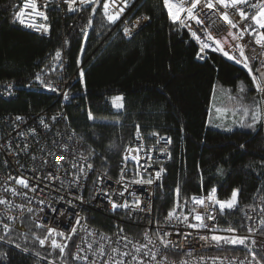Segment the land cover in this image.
I'll use <instances>...</instances> for the list:
<instances>
[{"label": "trees", "instance_id": "1", "mask_svg": "<svg viewBox=\"0 0 264 264\" xmlns=\"http://www.w3.org/2000/svg\"><path fill=\"white\" fill-rule=\"evenodd\" d=\"M23 1L0 0V87L13 84L11 96L0 97L1 116L62 114L59 126L75 134L95 172L110 178L117 177L122 152L138 135L146 140L170 136L171 159L154 193L157 221L176 203L188 205L213 189L222 201L238 190V208L226 215L230 221L240 220L245 209L264 221L262 104L246 73L214 54L197 62L195 45L166 14L164 0H139L131 16L144 14L149 23L129 40L104 21V0L81 11L82 24L91 16L88 33L69 38L76 15H62L55 5L49 9L47 36L18 26L13 14ZM57 51L68 60L66 73L76 77L67 99L42 84L44 75L57 78ZM116 96L123 97L121 110L110 104ZM253 113L259 115L256 122ZM115 220L93 212L89 217L104 232L137 231ZM44 238L64 246L63 254L52 244L40 247ZM75 241L45 237L23 217L7 235L0 233V264H79L73 257Z\"/></svg>", "mask_w": 264, "mask_h": 264}, {"label": "built area", "instance_id": "2", "mask_svg": "<svg viewBox=\"0 0 264 264\" xmlns=\"http://www.w3.org/2000/svg\"><path fill=\"white\" fill-rule=\"evenodd\" d=\"M108 2L110 13L119 12L121 8L123 11L120 12L117 20L109 22L104 15L102 5L100 11L103 19L111 24L112 29H117L125 39L133 38L149 23V18L144 14L131 16L139 0H126V6L125 0H114V4L113 0ZM205 2L206 0H201V4L194 10L198 18L203 21L202 24L187 19L186 12L180 14V20H184L186 26H182L180 20L174 22L187 33L195 45V60L202 63L210 54L229 60L220 51L213 50L215 44L207 40V34H211L236 58H240V53L235 46L237 44L243 46L245 56L249 58V67L259 79L260 73L256 69L260 68L261 62L264 61V48L256 44L253 30L264 32V29L258 28L251 19L241 20L234 8L225 9L216 4L214 9H208L203 6ZM261 2L262 0H248V4L238 7L243 8L251 16L257 9L250 5ZM24 3L25 0L15 8L13 20L29 32L48 35L50 29L48 13L51 5H55V9L62 15L66 13L76 15V19L69 23L71 30L67 38L75 33L84 36L90 29L88 25L91 16L88 15L82 24L81 11L94 4L84 5L80 0H76L72 5L76 10L69 11L65 0H36L37 10L47 16L45 20L36 16L31 8L23 9ZM170 3H184L190 6L191 0H170ZM164 8L170 17L165 4ZM22 9L24 15L21 19L24 23L15 18L16 13ZM223 12H227L229 18L237 23L236 28H231L221 18L220 14ZM41 24L47 25V32L39 28ZM125 28L129 30L127 35ZM193 32L196 33L195 37L192 35ZM229 32L233 35H229ZM234 36L238 38L234 39ZM202 42L209 43L210 47L201 51ZM230 61L249 77L259 95L264 121V92L257 91L248 69L242 64H237L235 60ZM55 66L58 72L57 78L53 75H44L42 84L49 91H52V88L56 89L53 92L63 97L68 86L76 83V77H70L66 73L68 60L65 55L57 59ZM12 90L13 84L0 87V97L9 98ZM112 99L110 104L113 107ZM120 103L123 104V97ZM17 117L21 119L18 120ZM62 120L63 115L59 113L50 118L43 114H31L25 117L0 115V200L4 201L0 203V233L7 235L21 217H26L45 233V237L74 238L76 241L73 257L79 264H241V262L257 264V261L259 264H264V224L260 222L258 213L245 209L240 213L242 215L240 220L230 221L226 217L227 214L237 210L238 199L232 208L221 210L215 200L224 201L220 200L217 194L215 200L209 201L207 194L201 197L205 200L204 204H195L193 201L188 205L176 203L174 207L179 219L169 220L165 217L160 221L156 220L153 212L154 193L163 176V171L160 170H164L171 159L170 136L158 135L150 140L142 136L136 137L122 152V166L117 177L110 178L95 172L91 159L82 153L81 142L75 134L59 126L60 123L63 124ZM89 164L91 168L88 167ZM157 172H160L159 178L156 177ZM91 176H94V182L89 184ZM20 177L29 182V188L16 183V178ZM141 180H152V183L136 182ZM30 188H35V191L29 190ZM109 199L117 204L126 202L129 207L114 210ZM72 201L77 202V211L69 206ZM177 204L179 207H176ZM91 212L109 216L114 220L116 218L120 226L128 224L137 227V231L135 233L121 230L104 232L89 223ZM197 214L202 217L206 227H188L189 223L199 225L194 219ZM185 216L188 217L187 220L184 219ZM229 227L236 231H223ZM49 229L54 231L49 234ZM59 233L64 235L61 236ZM213 235L247 237V239L245 245L226 244L223 241L217 244L211 239ZM202 236L207 239H201ZM42 240L44 244L40 246L52 244L46 238ZM161 240L167 242V247L161 243ZM153 254L155 259H152ZM253 256L256 257L255 260Z\"/></svg>", "mask_w": 264, "mask_h": 264}, {"label": "snow or ice", "instance_id": "3", "mask_svg": "<svg viewBox=\"0 0 264 264\" xmlns=\"http://www.w3.org/2000/svg\"><path fill=\"white\" fill-rule=\"evenodd\" d=\"M65 3L68 4V10L69 11H75L76 9L73 8V4L76 3V0H65ZM81 4L87 5V4H95L98 5L100 3V0H80ZM113 4H114V0H113ZM164 4L165 7L168 9L169 15L171 17V19L175 22L177 20H180V14L182 12H186L187 13V19H191L194 20L197 24H202L203 21L200 20L197 16V14L195 13V9L197 8L198 5L201 4V0H191L190 6H186L184 3H180V4H176V3H170V0H164ZM216 4L221 5L222 7H224L225 9L227 8H234L236 10V12L239 14L241 20H248L251 19L260 29H264V0H262V2L260 4H251L250 6L254 9H257V11L252 14L251 16H249L244 10L243 8L238 7V5H244V4H248V0H215V2H213V0H206V2L204 3V7L208 8V9H214ZM125 6H126V0H125ZM31 8L33 13H35L36 16L42 17L45 20L47 19V16L45 15L44 12L42 11H38L37 10V4H36V0H25V3L23 5V9H28ZM109 8H110V3L108 2V0H105V2L103 3V10H104V15L107 18V20L109 22H114L115 20H117L119 18L120 12L123 11V8H121L119 10V12L116 13H110L109 12ZM20 10L18 13H16V19H20L21 23H24V20L21 19V17L24 15V11ZM92 13L93 15L96 13V7L92 8ZM221 18L230 25L231 28H236L237 27V23L234 22L233 20H231L228 16L227 12H223L220 14ZM180 23L182 26H186L184 23V20H180ZM215 23V22H213ZM92 21L89 20V27L91 26ZM39 28H42L45 32L48 31V27L47 25H39ZM125 34H129V30L127 28H125ZM254 31L255 34V42L257 45H260L262 48H264V32H258V31ZM192 35L195 37L196 33L193 32ZM229 35H233L231 32H229ZM234 39H237L238 37H233ZM197 39H199V37H197ZM207 40L212 41L215 44V48L213 49L214 51H220L224 56H226L229 60H235V62L237 64H242L243 67L245 69H248L249 75L252 76V80L253 83L256 85V89L258 92H264V61L261 62V67L257 68L256 71L260 73L259 75V79L257 78V76L253 73L252 68L249 67V58L247 56H245L244 53V47L237 44L235 47L236 49L239 50L240 53V58H236L235 56L231 55L229 53V51H226L223 46H222V42L220 40L215 39L211 34H207ZM210 47V44L207 42H202L201 43V51H203L204 49H207ZM61 56L60 51L56 52V58L59 59ZM79 63V61H78ZM81 75V79H83L84 73L81 71L80 73ZM37 79L39 80V76H37ZM50 87V86H49ZM52 91H56V89L52 88ZM241 90H243V88L241 87ZM65 98L67 99V94H65ZM122 100V97L116 96L112 99V104L113 107L115 108H122L123 104L120 103V101ZM246 114H247V110H246ZM92 114L89 113V119H92ZM17 119H21L20 117H17ZM55 119V118H54ZM252 119L253 122H256L259 119V115L258 113H253L252 114ZM253 124H249L248 127H253ZM45 127H47V125H45ZM137 133H139V128L137 127ZM155 135V134H154ZM139 138V135L138 137ZM135 151V150H133ZM49 155H52V153H49ZM138 162V161H137ZM45 163H48V161H45ZM57 164H59V161H57ZM75 166V165H74ZM89 168H91L92 166L89 164L88 165ZM163 169L160 170V172H162ZM160 172L156 173V177L159 178L160 176ZM137 183H148L151 184L152 180H147V181H136ZM16 183L21 185L24 188H29V182L27 180H25L24 178L20 177V178H16ZM29 190L31 191H35V188H30ZM14 191V190H13ZM215 189L212 190L211 193L208 194L207 196V200L209 201H213L215 200ZM178 192V190H177ZM15 194V191H14ZM121 195H123V193H121ZM237 196H238V190H234L232 192L231 195V199L221 202L219 200H215V203L219 204L220 209L223 210L225 208H232L236 203H237ZM192 201L195 204H204L205 200L203 198L198 199L197 197H192ZM0 203H4L3 200H0ZM109 203L112 204V208L115 210L117 208H128L129 205L125 202L123 204H117L115 202H113L111 199H109ZM137 206L139 205V200L137 199L136 201ZM176 207H179V205L177 204ZM29 211H31V209H29ZM55 211V209H54ZM179 219L178 216H176V208L174 207L171 211H169L168 216L166 217V219ZM185 220L188 219L187 216L184 217ZM194 219L196 221L199 222V225L197 224H192L189 223L188 227L190 228H196L197 226L203 228L206 227V225L204 224L202 217L197 214ZM262 224H264V221H261ZM54 231V229H49L48 232L49 234H51ZM73 231H75V229H73ZM223 231L226 232H235L236 230L233 228H226L223 229ZM249 231H251V229H249ZM59 235L63 236L64 233H59ZM165 235H167V233H165ZM201 239H207L206 237H201ZM211 239L215 242H217V244H219L221 241H223L226 244H239V245H245V241L247 239V237H223V236H217V235H213L211 237ZM161 243L164 244L165 247H167V242L164 240H161ZM40 244L43 245L44 244V240H40ZM52 247L55 248H59L61 254H63L64 252V246H61L59 244L56 243L55 240L52 241ZM138 251V250H137ZM147 255V253L145 254ZM133 259H136L135 257H133ZM152 259H155V254L152 255ZM256 257L253 256V260H255ZM241 264H243V262H241ZM257 264H259V261H257Z\"/></svg>", "mask_w": 264, "mask_h": 264}, {"label": "bare ground", "instance_id": "4", "mask_svg": "<svg viewBox=\"0 0 264 264\" xmlns=\"http://www.w3.org/2000/svg\"><path fill=\"white\" fill-rule=\"evenodd\" d=\"M103 3H104V1L102 2V4H101V7H102V5H103ZM100 7V8H101ZM145 27V26H144ZM143 27V28H144ZM141 31V30H140ZM229 63H231V64H233V65H235L232 61H230V60H227ZM260 100V99H259ZM261 102V101H260ZM119 110H121V109H119ZM91 179H94V176H91L90 178H89V181H91ZM35 204V203H34ZM76 204H77V202L76 201H72V202H70L69 203V206L70 207H74L75 209H76V211H77V209H78V207L76 206ZM21 218H23V217H21ZM20 218V219H21ZM26 218V217H25ZM39 246H40V243H39ZM40 247H43V246H40Z\"/></svg>", "mask_w": 264, "mask_h": 264}, {"label": "rangeland", "instance_id": "5", "mask_svg": "<svg viewBox=\"0 0 264 264\" xmlns=\"http://www.w3.org/2000/svg\"><path fill=\"white\" fill-rule=\"evenodd\" d=\"M166 12V11H165ZM174 22V21H173ZM184 31V30H183ZM224 59V58H223ZM227 61V60H226ZM251 82V81H250ZM251 85H252V83H251ZM253 87V86H252ZM254 89V88H253ZM255 90V89H254ZM256 92V91H255ZM257 93V92H256ZM257 95H258V93H257ZM258 97H259V95H258ZM260 99V98H259ZM252 100V99H251ZM253 101V100H252ZM260 101V100H259ZM261 103V102H260ZM220 113V112H219ZM249 115H250V113H249Z\"/></svg>", "mask_w": 264, "mask_h": 264}]
</instances>
